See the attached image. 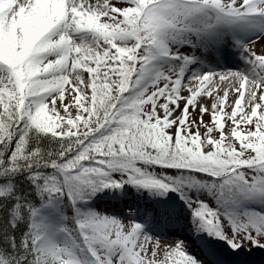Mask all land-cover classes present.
<instances>
[{
	"label": "snow or ice",
	"instance_id": "1",
	"mask_svg": "<svg viewBox=\"0 0 264 264\" xmlns=\"http://www.w3.org/2000/svg\"><path fill=\"white\" fill-rule=\"evenodd\" d=\"M0 264H264V0H0Z\"/></svg>",
	"mask_w": 264,
	"mask_h": 264
},
{
	"label": "rangeland",
	"instance_id": "2",
	"mask_svg": "<svg viewBox=\"0 0 264 264\" xmlns=\"http://www.w3.org/2000/svg\"><path fill=\"white\" fill-rule=\"evenodd\" d=\"M207 119H208V117L206 116V117H205V120H207ZM225 119H227V117H225Z\"/></svg>",
	"mask_w": 264,
	"mask_h": 264
}]
</instances>
